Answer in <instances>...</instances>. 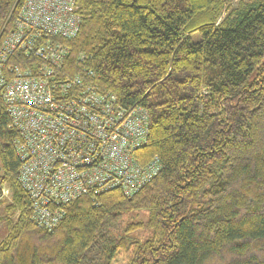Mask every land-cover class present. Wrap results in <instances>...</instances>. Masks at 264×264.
I'll return each instance as SVG.
<instances>
[{"label": "trees", "instance_id": "obj_1", "mask_svg": "<svg viewBox=\"0 0 264 264\" xmlns=\"http://www.w3.org/2000/svg\"><path fill=\"white\" fill-rule=\"evenodd\" d=\"M14 1L0 0V29ZM225 2L77 0L78 33L53 38L68 49L63 70L91 71L98 91L145 108L135 156L161 168L131 196L80 195L39 228L0 97V195L8 182L17 213L0 217V264H264V0Z\"/></svg>", "mask_w": 264, "mask_h": 264}, {"label": "built area", "instance_id": "obj_2", "mask_svg": "<svg viewBox=\"0 0 264 264\" xmlns=\"http://www.w3.org/2000/svg\"><path fill=\"white\" fill-rule=\"evenodd\" d=\"M12 9V26L0 29V97L16 134L29 219L51 230L73 199L111 189L131 196L161 164L135 156L146 140L145 108L98 91L91 71L63 70L68 49L53 38L78 33L77 0H15Z\"/></svg>", "mask_w": 264, "mask_h": 264}, {"label": "rangeland", "instance_id": "obj_3", "mask_svg": "<svg viewBox=\"0 0 264 264\" xmlns=\"http://www.w3.org/2000/svg\"><path fill=\"white\" fill-rule=\"evenodd\" d=\"M241 1L243 2L246 0H226L224 10H227V8H230V7L237 6L239 4V2H241ZM222 16H223V14H222ZM192 38L197 39L198 33H193ZM10 202H12L11 188H10L8 182H4L2 185V191H1V195H0V217L3 219H4V215L10 214L5 209V206ZM16 214L17 213H15L14 215L10 214L9 217L15 218ZM128 217H129V218H127L128 220L129 219L132 220V219H144L145 218L143 213L130 214V215H128ZM125 218L126 217H124V219ZM6 234H7L6 222H5V220H2V221L0 220V240H2ZM112 264H124V261L122 260V257L120 255H117L115 257V259L113 260Z\"/></svg>", "mask_w": 264, "mask_h": 264}]
</instances>
